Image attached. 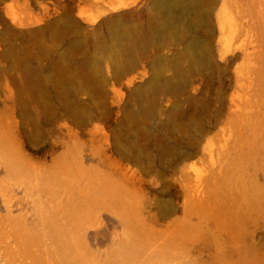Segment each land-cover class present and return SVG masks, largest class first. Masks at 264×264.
<instances>
[{"label": "rangeland", "instance_id": "1", "mask_svg": "<svg viewBox=\"0 0 264 264\" xmlns=\"http://www.w3.org/2000/svg\"><path fill=\"white\" fill-rule=\"evenodd\" d=\"M0 126L19 180L112 177L146 226L255 209L264 264V0H0Z\"/></svg>", "mask_w": 264, "mask_h": 264}, {"label": "bare ground", "instance_id": "2", "mask_svg": "<svg viewBox=\"0 0 264 264\" xmlns=\"http://www.w3.org/2000/svg\"><path fill=\"white\" fill-rule=\"evenodd\" d=\"M10 137L17 139L1 127L4 155ZM9 163L0 155V172L14 176L0 177V264H261L258 214L248 206L198 207L191 190L184 193L191 202L186 208L154 203L157 213L147 210L146 226V202L117 188L112 177L83 169L70 177L52 167L22 181L20 167ZM176 213L182 216L163 223ZM32 225L36 238L27 229Z\"/></svg>", "mask_w": 264, "mask_h": 264}]
</instances>
